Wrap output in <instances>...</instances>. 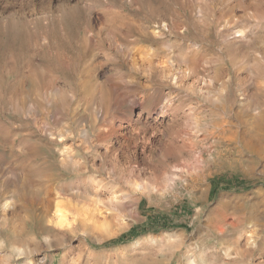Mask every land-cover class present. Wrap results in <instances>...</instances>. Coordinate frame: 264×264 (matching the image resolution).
Returning a JSON list of instances; mask_svg holds the SVG:
<instances>
[{
	"label": "rangeland",
	"instance_id": "rangeland-1",
	"mask_svg": "<svg viewBox=\"0 0 264 264\" xmlns=\"http://www.w3.org/2000/svg\"><path fill=\"white\" fill-rule=\"evenodd\" d=\"M207 1L209 5L214 3L212 0H0V264H30V259L33 260L32 264H70V257L66 259L65 256L66 249L64 250V248L66 247L67 249L68 247L72 249V254L74 256L81 251L83 252V247L88 248L84 251L83 262L81 264H190V259L195 256L197 257L199 264H264V117L257 121L250 119L253 123L249 121L247 123L252 124H247L246 126L243 125V130H241L242 128L239 129V131L241 130V133L238 131L235 140L228 139V133V136H226L220 144L222 146H214V148H212L215 156L209 154L210 150H212L210 149V144L213 141L212 138H209V135L203 143L199 141L194 142V147H190L191 143L188 144L187 147L192 150L187 147L184 150L177 149L178 147L169 146L164 148V142L165 144L167 142V139H165L167 137L164 133L165 128L173 127V120L178 119V123L176 124L175 121V125H177V128L181 127V130L183 131L182 133L193 130L191 133H187L188 136L184 133L187 137L192 136L193 138L198 132L200 135L203 133L201 135V138H203L204 135H206V129L210 128L209 130H212L210 127V116L208 114L209 103L207 104L202 100L197 102L196 99H192L194 105L199 107V111L196 110L198 111L196 112L198 113L196 116L199 120L201 119L200 121L202 123L199 131L196 130L194 132V129H189L191 127L189 122H187L189 120H186L187 114L183 115L184 112L182 111L177 117H175V119L171 118V120L169 119L170 117L164 118L161 126L160 124H156V127H150L152 129L154 128L153 130L149 128L147 131V133H149L147 136H151L153 131L160 129L158 130L159 134L157 133L156 137H153V143L155 145H147V152L144 154L141 153V150L145 145V143L141 141V135H135L136 142H132V144L130 143L128 146L123 142V138L120 135H114L111 137L107 136L103 139H99L95 130L97 128L95 125L96 113L94 109H91L88 106L86 108L85 105L87 103L86 99L89 101L88 99H91V96H87L88 98L86 97L85 101H82L81 105H78L79 102L77 101L81 98L80 94H78V97L80 96L79 99L75 94V98H72L73 96L71 95H73V93L70 92V90H68L67 93H58L56 97L58 100H55V102L53 98L52 101L51 97H48L50 98L49 100H51L50 102L47 96L44 95L45 104L43 110L41 109V112L39 111L35 113L33 107H29V112H26V110L23 112L20 105L22 103L21 100L23 99V94H20L22 93V88L20 87L23 85L24 88H28L30 84V81L25 75L30 71L31 62L39 65L40 72L36 75L39 83L42 81L43 72L45 75V71L48 69L50 73H52L50 74V78L54 79L59 75L60 78H55V83L59 85L62 84L61 86L63 88L65 87V89H69L70 86L77 87L75 83L77 81L78 72L83 67V61L85 62L88 56L90 57L93 53L96 54L94 62L97 64L96 68L93 69V73L97 71L95 76H98L97 79L101 83H105L108 79L116 81L118 75L121 76V73H123L122 71L124 70L125 75L126 73H129L127 66H125L126 64H122L117 58L118 56L116 55L115 50H108L107 43H104L105 41L103 42L105 37L103 32L106 33L107 29L103 27L100 21L98 22L96 20L104 17V15H106L105 13L110 12L115 15L127 16L134 20L133 22H145L146 25H153L157 20H168L169 18L175 20L185 15L187 16L191 11L192 4H202V6H204L208 5ZM230 1L237 3L241 7L243 6L242 8L240 6L236 7V13L241 18V23H239L244 26L255 25L252 24L253 18L251 16H264V0ZM215 2H218L215 7L213 6L217 12L216 37L214 30H212L213 33L209 36L201 35L200 33L196 34V36H198L194 37L196 42L199 41L202 45L199 53L206 55L208 59L211 57V60H213L212 55L214 53H216L217 56L219 55L222 57L221 59L224 63L226 62V66L230 68L234 88L237 89L240 84L242 85L241 89H243V92L246 95L248 93L251 94L260 77L256 72L249 73L248 70L245 71L243 68L242 71H240L241 67L238 65H230L231 61L227 58L229 50L227 48L225 50V45L226 42L233 41V39L230 37L229 39L224 38L222 36L223 30L221 31L220 29L222 26L221 24L224 23V21H221V16L222 20H225L226 11H224V5H221L220 0H216ZM243 4L246 5L244 6ZM257 5H259V7H257ZM254 7L257 8L255 9ZM87 12L90 13L91 17L94 19V28L92 29L86 26L85 23L86 14H88ZM147 14L149 16L144 18ZM250 17L252 19H250ZM170 19L168 21H170ZM220 21L221 24H219ZM253 30H248L243 37L242 40L244 46L242 47L243 49H241L240 54H242V52L243 54L250 52L252 56L256 57L258 55V57L260 56V58L263 59L264 56L262 53L259 54V50L260 52L262 50L264 52V46L261 47L262 40L257 39L262 32H260V30L257 32V28ZM86 34L88 37H86ZM45 36H48L49 38L45 40ZM245 38L246 40L244 41ZM224 41L225 43L222 44ZM100 42H103L105 46H93V44H99ZM255 47H258L259 49ZM248 48L251 50L254 49V51L256 49L255 53L251 50H247ZM251 52L257 55H254ZM258 57L256 58L258 59ZM261 62L264 63L263 60H261ZM212 65L213 63L211 64L210 62L208 68L213 71ZM211 70H209V74L212 73ZM233 70L237 74H240L237 75L232 72ZM234 75L236 77H234ZM247 75L250 76L248 79L246 77ZM237 76L239 80L242 77L244 78V84L243 82L240 83ZM239 76L241 77L239 78ZM251 77L252 79H250ZM254 79L258 80L256 81ZM247 80L254 82L250 83ZM217 85L218 84L216 83V86ZM168 90L170 89L167 87L166 91ZM235 94V98L240 101L242 96H240L238 92ZM67 95L71 97L68 98ZM174 95L176 102L181 100L186 101L187 104L191 103L189 97L181 88L175 89ZM64 96H67L66 99L68 98V101L72 100L71 105L66 103L68 101ZM104 97L103 100L101 99V103H103L101 106L103 113L109 110V103L111 102L109 92L106 91ZM98 98L99 97L96 98V101L100 100ZM63 100H66V102ZM105 100L106 102H104ZM47 102L48 104H46ZM76 103H78L77 106ZM54 105H56V108ZM69 107L72 109H69ZM73 107L76 109L75 111ZM187 107L188 106L185 105L181 109L185 111ZM58 108L59 110H57ZM65 108H67L66 112ZM45 109H49L50 112ZM56 110L59 111L60 114ZM234 110L232 111L233 113H237V111L240 112L239 102L234 106ZM30 114H35L34 117L37 118L35 119L36 121L33 118H30ZM100 118L99 123L101 124L102 118L101 120ZM232 118L234 119H232V121L235 122V118ZM76 119H78V121ZM255 121H259L256 129ZM117 122L118 121H116V124H118ZM171 122H173L172 125ZM260 122L262 128L261 126L259 127ZM60 123L63 124L60 125ZM182 124L183 128H188L183 130L181 126ZM207 126L209 127L207 128ZM44 128L47 131H45ZM57 128L58 131H56ZM105 128L106 127L103 126L102 130H105ZM85 129L89 131L87 135L84 133ZM129 130L130 129L126 130V132L128 131V135L135 132H129ZM60 132H63L68 136L65 137L66 141H59V139H56ZM193 132L195 134L191 135ZM259 132L263 133L260 134ZM253 137H255V139ZM52 139L54 141H52ZM85 139H87V143H85ZM240 139H243V142ZM248 140L249 143H247ZM253 140L257 141L255 142ZM96 141L99 143L97 144ZM258 141H260L261 144ZM180 142L181 141H179V144ZM243 143L246 144L244 145ZM133 144H136V146ZM62 146L65 147V149ZM68 147L72 150L68 149ZM120 148L124 152H122ZM202 149L205 151V157L207 160L210 157L212 158H210L207 161L208 163L204 166L207 178L197 187V189L190 190V188L184 185L183 181V183H179L177 187L168 185L166 188L167 191H162V194L153 193L149 196L148 194L140 195L135 192L134 196L140 198L139 215L133 218L128 215V217L122 215L120 221L116 219V216L119 215V213L117 214L118 210L116 212V210L114 208L112 209L109 205L107 199H109L110 195L107 197L108 194H111L112 191H129V189H131V183L139 182L138 180L146 183L150 189L156 183L157 185H165L167 184L165 179L167 178L168 180L171 176L169 174L175 165L178 166L180 163V166L185 164L192 167H199L197 154L201 152ZM115 151L118 153H115ZM71 152H73V154ZM126 154L129 156L128 158ZM72 155L74 156L72 157ZM67 157L69 158L67 159ZM73 158L76 162L80 161V163L73 164ZM26 162L30 164H24ZM20 166L25 171H21L22 169L19 168ZM95 166L98 167L95 168ZM82 167L85 169H82ZM31 168L34 170L27 175V171ZM24 177L26 179H24ZM40 177L42 178L41 180ZM92 178L94 181L96 180L97 183L93 182ZM47 182L51 184L49 185ZM62 182L66 183L62 185ZM149 183L151 185H149ZM36 188H38L39 191ZM108 190H110L109 193H107ZM31 194L34 195L33 198ZM79 194L88 195L90 198H93L95 201L92 202V206L95 205L94 203H98L99 208H103V210H107V213H110V216L106 221L102 217L106 212H104V215L98 216L99 223L105 222L109 226L96 230L86 238L81 235V232L68 236L63 232V229H59L57 226H55L56 228L51 227L53 228H50L52 231L49 237L52 243L51 245H48L45 236L43 235H40L44 239L43 241L40 240L41 238L36 239V236L39 235L38 232L40 225L38 224H40V221L33 220V223L29 222V228H25L22 225L23 223H21V220H9L10 212L6 214L4 207L5 204H8V208L10 209H19L22 205L36 203L37 201L42 200L45 196V198L53 197L54 200L59 199V202L65 204L69 198L74 197V199L77 200ZM105 194L107 198L105 197ZM101 198L107 200V203ZM58 201L54 202L58 203ZM63 201L65 202L63 203ZM73 207L74 205H66V209H73ZM112 212L114 213L111 216ZM15 221L17 222L14 223ZM13 227H17L15 228L17 232H22L21 239H18L15 233L11 231L13 230ZM54 233L56 234L54 235ZM59 234L62 236H59ZM51 236L55 237L52 238ZM63 237H65L64 241ZM16 238L18 240H14ZM28 238L35 239L36 244L33 242L27 243ZM100 238H104V241L98 242V239ZM19 240H26L25 245H27L25 248H23L25 245H22L23 249L26 250V248L28 249L29 246H32L33 250L31 248L28 249L27 255L18 258L17 250L14 249V246H16L17 243L20 244L23 242H19ZM44 241L45 243H43ZM55 243L57 244L55 245ZM88 245L89 247H87ZM240 249H242L241 252H238ZM45 256H47V258L43 259Z\"/></svg>",
	"mask_w": 264,
	"mask_h": 264
},
{
	"label": "bare ground",
	"instance_id": "bare-ground-1",
	"mask_svg": "<svg viewBox=\"0 0 264 264\" xmlns=\"http://www.w3.org/2000/svg\"><path fill=\"white\" fill-rule=\"evenodd\" d=\"M212 1L214 2V3L211 2L213 4L209 5V3L207 1L208 5H204V6H202V4H200V5L199 4H192L193 6L190 9L191 11L189 10L190 12L187 14V16L185 15V16H183L181 18H177V19L174 18L175 20H171L169 18L170 21H168L169 20L168 18H167L168 20H160V21L157 20V22H155L153 25H151V24L150 25H146L145 22L136 23V22H133L134 20H132L131 18H128L127 16L115 15V14H111L110 12L105 13L106 15H104V17H102V18H99V19L96 18L97 19L96 21H98V22L100 21L102 23L103 27L107 29L106 33L103 32V34H105L103 42L105 41L104 43H107V45H108L107 49L108 50H112V49L115 50L116 55L118 56L117 58L122 62V64H126L125 66H127V70H128L129 73H126V75H125V72H124L125 70H124V71H122L123 73H121V76L118 75V77H117L118 79L116 81L108 79L105 83H101L97 79L98 76L97 77L95 76L96 75L95 73L97 71L95 73H93V69H95L96 66H97V64L94 62V58H95L96 54L93 53L90 57L88 56V58L85 60V62L83 61V63H84L83 67L80 69V71L78 70L79 72H78V75H77V81L75 83L77 87L73 86L74 87L73 88V87L70 86L69 89H67V88L65 89V87L63 88L61 86L62 84L59 85V84L55 83L56 79L60 78L59 75H58L57 78L55 77L56 79L55 78L54 79L50 78L51 77L50 74H52V73H50V71L48 69H47V71H45L46 72L45 75H44V72H43V75H42L43 78L40 77V78H42L41 79L42 81H40V83H39L38 80H37V76H36L38 74V72H40L39 71L40 69L38 67L39 65H37L36 63L34 64V63L31 62L30 63L31 66H30V69H29L30 71H29L28 74L25 75L26 78H28V80L30 81L29 87L28 88H24L23 85H21V87L19 86L20 88H22V90H21L22 93H20V94L21 95L23 94V99L21 98L22 99L21 100L22 103L20 104L21 108H22V111L25 112V110H26V112H29L28 111L29 107H33L34 113L35 112H39L41 109L43 110V107H44V104H45V102H44L45 96L44 95H46L47 98L51 97V100L53 98L54 102H55V100H58V99H56L58 93H60V92L67 93L68 90H70V92L73 93V95H71V96H73L72 98H75V95L78 97V94H80V96H81L80 99H79L80 96L78 97L79 101H77V102H79V104L76 103V106H77V104L81 105V102L85 101L87 96H91V99L90 98L88 99L89 101H87V99H86L87 103L85 105H86V108L88 106L89 108L94 109V111L96 113V123H95V125H96L97 128L95 130H96V132L98 134L99 139H103V138H105L107 136L111 137V136H114V135H117V136L120 135L123 138V142H125V144H127V146H128V144H130V143L132 144V142L133 143L136 142L135 137H134L135 135L136 136L137 135H139V136L141 135V138H142L141 141L143 143H145V145L143 146V148L141 150V153L145 154L147 152V147L146 146L147 145L151 146L152 144H154L153 143V137L154 138L156 137V135L158 133V130H160V129H157L156 131H153V134L151 136L150 135L147 136V134H149V133H147V131L149 130L150 127H156L155 126L156 124H160V126H161L163 124V121H164L163 119L164 118L170 117L169 119H171V118L175 119V117H177V115L182 111V112H184L183 115L187 114L186 115V120L187 119L189 120L187 122H189V125L191 127L189 129H194V132L196 130L199 131V128H201V126H202V123L200 121L201 119L199 120L197 118V116H196L198 114L196 112L199 111L198 110L199 107L194 105V103L192 102V99H196L197 102H200L202 100V101H205L207 104L209 103L208 104L209 108L208 107L207 108H208V111H209V113H208L209 116H210L209 120L211 121L210 122V127L212 128V130H209L210 128L206 129V135H204V137L202 136L203 138H201V135L203 133L200 135V133H198V132H197V134L195 136H193V138H192V136L191 137H187L188 136L187 133H189V132L191 133L193 130L192 131L187 130L189 132L185 131L184 133L187 134V136H185V134L182 133L183 131L181 130V127H178L179 129L176 127L177 125H175V121H176V124L178 123L177 122L178 119L176 118L177 120H173V122H174L173 127L172 126L168 127L166 125L168 128H165L163 126L165 128V132L164 133L166 134V137H167V138H165V139H167V142H166V144L164 142V146H165L164 148H166V146H169V147H178L177 149H180V150L183 149L184 150V149H186V147L190 143H191L190 147H192L193 143L196 142V141H199V142L203 143L204 140L208 138L207 137L208 135H209V138L213 139V141L210 144V149L214 148V146H216V147L222 146L220 144L222 143L223 139L226 136H228L227 135L228 133H229V138L228 137L227 138L230 139V140H235L237 135H238L239 129L242 128L243 125L246 126L247 124H252L253 123V121H251L252 119L257 121L258 119L260 120V119H262V117H264V63L261 62V60L264 61V58L262 59V58H260V56L258 57L257 54H254L256 49H255V51H254V49L251 50L250 48H248L247 50L253 51L254 53H252V52L251 53L254 54V55H257L256 57H258V59L255 56H252L250 54V52H248L247 54H243V52H242L243 55L240 54V51H241V49H243L242 47L244 46L242 39L246 35L248 30H253L255 28H257V32H259L258 30H260V32H262V34L260 36H258L257 39L262 40L261 41V43H262L261 47L264 46V16L261 14L262 12L260 11L261 12L260 14L262 15V16L260 15L261 17L254 16V15H253L254 17L251 16L253 18V23L252 24H255L254 26L253 25H247V26H250V27L244 26V25L240 24L241 23V21H240L241 18L236 13V10H237L236 7H238L240 5H238L237 3H233L230 0H220L221 5H224L223 9H225L224 11H226V16H225V20H222V16H221V21H224V23L221 24V21H220L219 24H221L222 26H221V29L220 28L219 29L221 31L223 30L222 31V36L224 38H228L229 39V37H230L231 39H233V41H228L227 40L228 42H226V45H225V50H226V48L229 50L228 51L229 53L227 52L228 54L227 53L226 54L228 55L227 58H229L230 61H231L230 65H234V66L238 65L239 67H241V70L239 69L240 71H242V68H243L245 71L248 70L249 73L256 72L259 75V77H260L259 80L258 79H254V80H256V81L258 80V81L256 82L255 87H254L253 91L251 92V94L248 93L250 95H248V94L246 95L243 92V89H241L242 85L239 84L238 87L236 86L237 89L234 88L233 78H232V75L230 73V68L226 66V64H225L226 62L224 63V61L221 59L222 57H220L219 55L217 56L216 53L213 54L211 52L213 54L212 55V57H213L212 59L213 60H211L210 59L211 57L208 59L206 57V55H202V53L201 54L199 53V50H200L202 45L199 43V41L196 42V40L194 38V37H198V36H196V34L200 33L201 35H206V36L208 35L209 36V35H211L213 33L212 30H214V34H215V37H216V22H217L216 21V13L217 12H216V9L214 7L216 6V3L218 4L219 1L218 2H215L216 0L215 1L212 0ZM257 7H259V5H257ZM257 11H258V9H257ZM162 13H163V11H162ZM139 14H142V13H139ZM175 15H176V12H175ZM147 16H149V15L147 14L144 18H146ZM178 16H176V17H178ZM96 17H98V16H96ZM251 17H250V19H252ZM152 18H153V13H152ZM171 18H172V16H171ZM93 22H94V19L91 17V14L90 13L86 14V20H85L86 26L90 27V29L94 28L93 27ZM45 24H47V23H45ZM84 31H86V30H84ZM88 34H90V33H88ZM86 37H88L87 34H86ZM48 38H49L48 36L44 37L45 40H47ZM204 38H205V36H204ZM253 38H254V36H253ZM202 40H203V38H202ZM207 40H208V38H207ZM245 40H246V38L244 39V41ZM103 42H100L99 44L95 43V44H93V46H95V45H96L95 47L105 46V44ZM255 42H257V41H255ZM224 43H225V41L222 44H224ZM215 44H217V43H215ZM222 46H224V45H222ZM255 48H258V47H255ZM93 49H96V48H93ZM101 49H103V48H101ZM93 52H95V51H93ZM205 53H208V52H205ZM261 53L264 56L263 50L261 52L259 50V54H261ZM226 54H225V56H226ZM214 56H215V58H214ZM216 56H217V58H216ZM210 62H211V64L213 63V65H212L213 71L208 68L209 65H210ZM63 67H64V65H63ZM53 68H55V67H53ZM209 70L212 71L211 74H209L210 73ZM232 72H234V70ZM234 73H236V72H234ZM249 73H247V74H249ZM239 74H237V75H239ZM235 75H234V77H236ZM249 75H252V74H249ZM249 75L246 76L247 79H248V77H250ZM240 77L241 76H239V78ZM115 78H116V76H115ZM237 79H238V76H237ZM250 79H252V77ZM238 80H237V82H238ZM239 81H240V83L243 82V84L245 82L243 77ZM26 82H27V80H26ZM237 82H235V83H237ZM248 82H250V81H248ZM252 82H254V81H251L250 83H252ZM216 83L218 84L217 86H216ZM167 87L170 90L166 91ZM178 88H181L186 93V95L189 97V101L191 103L187 104L186 101H181V100L179 102H176V100L174 98L175 97L174 92H175V89H178ZM171 89H173V90H171ZM106 91L109 92V96L111 97V102L109 103L110 104V108L108 107L109 110L107 112L103 113V110L101 109L102 108L101 106L103 104V103H101V99L103 100V97L106 95ZM236 92H238L240 94V96H242L241 98L239 97L240 101H238V99L235 98V95H236L235 93ZM247 92H249V91H247ZM62 95H65V94H62ZM71 96H68V98L71 97ZM66 97H65V99H66ZM97 97H99L98 98V99H100L99 101H96ZM49 99L50 98H48V100ZM51 100H49V101L51 102ZM66 100H63V101L66 102ZM71 101L72 100H69L66 103L71 105L72 104ZM65 102H64V104H65ZM104 102H106V100ZM237 102H239L240 112L237 111V113H233L232 111L234 110V106L237 104ZM46 104H48V102ZM109 104H108V106H109ZM185 105L188 106L187 109L185 110L186 112L183 109H181ZM54 107L56 108V105H54ZM47 108H48V106H47ZM70 108L71 107H69V109ZM66 109L67 108H65V112H66ZM73 109H74V107H73ZM45 110H47V109H45ZM57 110H59V108ZM75 110L76 109H74V111ZM196 110H198V111H196ZM49 112H50V110H49ZM53 112H54V110H53ZM57 112H59V111H57ZM71 113H72V111H71ZM78 113H79V111H78ZM59 114H60V112H59ZM32 115H31V117L30 116L29 117L33 118L34 120L37 119L36 117H34L35 114H32ZM45 115H46V111H45ZM22 116H23V114H22ZM61 116H62V114H61ZM70 116H71V114H70ZM100 117L102 118V121H101L102 123L101 124L99 123V118ZM232 117L235 118V120H236L235 122L232 121V119H233ZM101 118H100V120H101ZM40 119H41V117H40ZM50 119H51V117H50ZM76 120L78 121V119H76ZM81 120H83V119H81ZM186 120H185V122H186ZM35 121H33V122H35ZM55 121H56V119H55ZM116 121H118L117 122L118 124H116ZM249 121H251L252 123H247ZM256 121H255V124H256L255 129L257 128L258 122H259V121L258 122H256ZM263 121H262V123H263ZM173 122H171V125H172ZM45 123H47V122H45ZM62 124L60 123V125H62ZM179 124H181V123H179ZM102 125L106 127L105 130H102V127H103ZM181 126L183 128V124ZM260 126H261V122L259 123V127ZM208 127L209 126H207V128ZM39 128H41V127H39ZM187 128H183V130L187 129ZM261 128H262V126H261ZM42 129H40V130H42ZM128 129H130L129 132L135 131L134 132L135 134L134 133H130L128 135L127 134L128 131L126 132V130H128ZM150 129H152V128H150ZM44 130L47 131L45 128H44ZM203 130H204V128H203ZM241 130H243V128ZM56 131H58V128H57ZM194 132L191 135L195 134ZM65 133H66V131H65ZM84 133L87 135L89 133V131L87 129H85ZM262 133H260V134H262ZM44 134H45V132H44ZM49 134H51V133H49ZM68 135H69V133H68ZM57 137L58 138H56V139H59V141H64V140L66 141L65 137H68V136H66L63 132H60L57 135ZM243 137H244V135H243ZM250 137H251V135H250ZM116 138H118V137H116ZM253 138L255 139V137H253ZM163 139H164V137H163ZM85 140H86L85 143H87V139H85ZM240 140H242V142H243V139H240ZM52 141H54V140L52 139ZM179 141H181L180 144H179ZM253 141H255V140H253ZM258 142L260 143V141H258ZM96 143H97V141H96ZM247 143H249V140H248ZM133 145L136 146V144H133ZM63 148L65 149V147H63ZM68 149H70V148L68 147ZM68 149H67V151H68ZM130 149H132V148H130ZM188 149H191V148H188ZM70 150H72V149H70ZM111 150H113V149H111ZM136 150H137V148H136ZM35 151H36V149H35ZM117 151H115V153ZM121 151H122V149H121ZM194 151H196V150H194ZM122 152H124V151H122ZM71 153L73 154V152H71ZM76 154H77V152H76ZM122 154H124V153H122ZM209 154L211 156H215L214 155L215 154L214 150L213 149L210 150ZM218 155H219V153H218ZM73 156L74 155H72V157ZM126 156H127V154H126ZM78 157H79V155H78ZM96 157H100V156H96ZM128 157L129 156H127V158ZM197 157H198L197 161L199 162V165H198L199 167H192V166L185 165L183 163H182L183 166H180L179 165L180 163L178 164V166L175 165L174 168L171 170V173L169 174L171 176L168 178V180H167V178L165 179L167 181V184H165V185H159V184L157 185V183L156 184L153 183L154 186H152L151 189H150L146 183L138 180L139 182H135V183L132 182L131 183V186H130L131 189H129V191L117 192V191H112L111 190L112 191L111 194L107 195V197L110 195L109 199H107V200H108L109 205L111 206L112 209L114 208L116 210V212L118 210L117 214L119 213V215L116 216V219H118L120 221V217H122V215H126V216L128 215V216H131L132 218L133 217H137L139 215V213H140V207H139L140 198H137L138 196L137 197L134 196L135 192H137L140 195L141 194L142 195L143 194H148L149 196H151L153 193L162 194V191H165L168 185L173 186V187H177V185L179 183H181V182L183 183V181H184V185L186 187L190 188V190L197 189V187L200 184H202L204 182V180L207 178V175L205 174V167L204 166L208 163L207 161L210 158H212V157H210L207 160V158L205 157V151L203 149H202L201 152H199L197 154ZM68 158L69 157H67V159ZM72 160H73V162H72L73 164L80 163V161L76 162V160L74 158ZM69 162H71V161H69ZM24 164H30V163L26 162ZM25 167H26V165H25ZM96 167H98V166H95V168ZM19 168H21V166ZM33 168H31L28 171L26 170L27 171V175H29L30 172H32L34 170ZM82 169H85V168L82 167ZM21 171H25V170L22 169ZM83 173H81V174H83ZM35 174H33V175H35ZM17 175H19V174H17ZM208 176H210V175H208ZM24 179H26V178L24 177ZM41 179L42 178L40 177V180ZM44 180H46V179H44ZM86 180H87V178H86ZM92 181L96 182V180L94 181L93 178H92ZM89 182H91V181H89ZM47 183H49V182H47ZM54 183H55V181H54ZM64 183H66V182H64ZM64 183L62 185H64ZM23 184H24V181H23ZM37 184H38V182H37ZM50 184L51 183H49V185ZM149 185H151V184L149 183ZM57 187H59V186H57ZM25 188H26V186H25ZM36 189L38 190V188H36ZM42 189H44V188H42ZM99 190H101V189H99ZM14 191H16V190H14ZM109 191L110 190H108L107 193H109ZM64 193H65V191H64ZM82 193H84V192H82ZM31 196L33 198L34 195L31 194ZM41 196H43V195H41ZM36 197H38V196H36ZM45 197L42 200L37 201L38 203L37 202L33 203V201H32L33 204H27L26 203L27 205H22L19 209H16V208H11L10 209V208H8L9 207L8 204H5L4 207H5L6 214H8V212H10V219L9 220H11V221H13V220H21V223H23L22 225L25 228H29V222L33 223L35 220L38 221V222L40 221V224H38V225H40V229H39V232H38L39 235L36 236V239L41 238L40 240L43 241L44 239L40 236V235H43V236H45V239H46V242L48 243V245L52 244L51 241H50V238H49L50 237V233H52V231L50 230L51 227L57 226V228L63 229L64 230L63 232H65V234H67L68 236L71 235V234H75L77 232H79V233L81 232V235L84 238H86L87 236H90L91 234H93L96 230H99V229H102L103 227H108L109 226L105 222L104 223H99L98 216L99 215H104V212H106L105 215L102 216L104 218V220L106 221V220H108V218L110 216V213H107V210H103V208H99L98 207V203H94L95 205L92 206V204H93L92 202H94L95 200L93 198H90L88 195H80L79 194L78 197H77V200L74 199V197L73 198H69L68 197L69 200H67V202L65 204L66 205L67 204L68 205H74L73 209L72 208L66 209V205L62 204L61 202H59L58 201L59 199L54 200L53 197L52 198H50V197L45 198ZM59 197H60V195H59ZM62 197H64V196H62ZM91 197H92V195H91ZM105 197H106V194H105ZM101 199H103V198H101ZM19 200H21V199H19ZM103 200H104V202L106 201V203H107V200H105V199H103ZM54 201H56V202L58 201V203H55ZM60 201H62V200H60ZM64 202L65 201H63V203ZM101 203H103V202H101ZM106 205H108V204H106ZM105 207H107V206H105ZM107 209H109V208L107 207ZM113 213L114 212H112L111 216L113 215ZM114 215H116V214H114ZM114 218H115V216H114ZM16 222L17 221H15L14 223H16ZM19 224H20V222H19ZM15 228H17V227H15ZM15 228L13 227V230H11V231L13 233H15V235H16V237L18 239H21L22 232H17L15 230ZM51 229H53V228H51ZM55 234L56 233H54V235ZM59 236H62V235L59 234ZM54 237H52V238H54ZM240 237H241V235H240ZM17 238L14 239V240H18ZM25 238H27V237H25ZM26 240L25 241L21 240L23 242H21L19 240V242H21L20 243L21 245L19 243H17L18 246L17 245L14 246V249L17 250L18 258L27 255V250L30 249V248L32 249V246L31 247L27 246L28 249L26 248V250L23 249L27 245V244L25 245ZM64 240H65V237H63V241ZM27 241H28L27 243L33 242V243L36 244L35 239H29L28 238ZM103 241H104V238L98 239V242H103ZM43 243H45V241ZM57 243H55V245ZM59 243H60V241H59ZM65 243H63V244H65ZM37 244H38V242H37ZM9 245L11 246L10 243H9ZM22 245L23 246L25 245V246L22 248ZM55 245H54V247H55ZM87 247H89V245ZM87 249L88 248L83 247V252L81 251L79 254L74 256L72 254V249L69 248V247L67 249V247H66V248H64L66 259L68 257H70L69 258V263L70 264H81L83 262L84 251L87 250ZM241 250L242 249L238 250V252L239 251L241 252ZM0 251H1V249H0ZM29 252H30V250H29ZM46 258H47V256L43 257V259H46ZM189 262H190V264H199L196 256L192 257ZM32 263H33V260L30 259V264H32Z\"/></svg>",
	"mask_w": 264,
	"mask_h": 264
}]
</instances>
